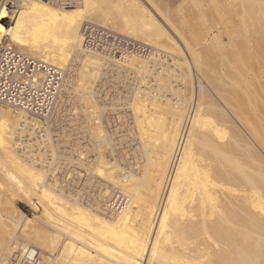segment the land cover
<instances>
[{"label":"bare ground","instance_id":"6f19581e","mask_svg":"<svg viewBox=\"0 0 264 264\" xmlns=\"http://www.w3.org/2000/svg\"><path fill=\"white\" fill-rule=\"evenodd\" d=\"M178 1L0 9L10 11L0 47L77 76L92 174L103 181L92 207L54 190L51 163L17 149L18 132L30 134L22 115L0 104V264H18L6 256L19 243L51 264H264V0ZM112 71L135 76L120 106L136 130L128 167L102 149L111 132L97 84ZM171 82L173 97H157ZM114 189L125 203L107 213L101 202Z\"/></svg>","mask_w":264,"mask_h":264},{"label":"built area","instance_id":"2783aa9c","mask_svg":"<svg viewBox=\"0 0 264 264\" xmlns=\"http://www.w3.org/2000/svg\"><path fill=\"white\" fill-rule=\"evenodd\" d=\"M47 1L65 7L74 6L79 2ZM11 6L12 0H0V9ZM76 77L74 73L65 77L62 71L38 62L31 56L5 46L0 47V104L20 113L22 118L19 126L25 127L30 133L20 136L18 132L15 139L18 151L37 159L39 157L33 154L39 153L42 163L48 164L46 169L52 165L48 170L47 183L63 196L92 207L98 199L100 184L92 175V135L88 131L91 121H87L82 114L79 96L74 91L73 83ZM154 82L155 78L150 81L151 84ZM133 83V77L129 76L127 79L108 77L97 84L98 89L101 87L104 90L97 93V99L104 103L107 109L104 116L121 115L118 120L105 119L104 125L109 132H115L112 133L115 135L112 146L117 161L124 167L132 165L128 153L132 146H137V139L132 134L131 137L128 136L127 132L133 129V125L122 116L131 111L120 110L119 106L125 103L128 98L126 90L133 86ZM115 90L122 93L116 94ZM105 91H109L108 96ZM156 95L163 98L171 97L172 93ZM121 136L127 137L124 139ZM116 190L118 189H114V192L101 202V207L107 213L118 212L125 203L124 196L115 193ZM6 259L18 264L22 259L24 264H40V261L51 264V261L42 258L36 249H28L23 243L17 244Z\"/></svg>","mask_w":264,"mask_h":264},{"label":"rangeland","instance_id":"374dc122","mask_svg":"<svg viewBox=\"0 0 264 264\" xmlns=\"http://www.w3.org/2000/svg\"><path fill=\"white\" fill-rule=\"evenodd\" d=\"M164 2L167 4V5H169V7H175L176 6V2H177V4H178V0H164ZM52 4H54V5H58L59 6V4H56V3H52ZM238 6V5H237ZM18 7H19V4H18V6H16V10L15 9H13V10H11V11H17L18 10ZM8 12H10L9 10H8ZM13 15H14V13H13ZM2 23H3V17H1L0 18V25H2ZM4 46H6V44H4ZM212 54H214V53H212ZM216 54H218L217 52H216ZM216 54H214V58L217 56ZM212 56V55H211ZM213 57V56H212ZM115 72H110V74L108 73L107 75H110L111 77H112V75L114 76L115 74H114ZM121 74V73H120ZM133 74V72L131 73V75H130V73L127 75L128 77L129 76H134V75H132ZM109 77V76H108ZM135 77V76H134ZM173 81L175 80V79H172ZM179 80H180V82H181V80H182V78L180 77L179 78ZM194 81V80H193ZM156 82V81H155ZM157 83V82H156ZM177 83V84H176ZM198 83H199V81H198ZM198 83H197V81L195 80L194 81V87L196 88V86H195V84L198 86ZM154 84L155 83H153L152 85L154 86ZM176 85H178V82H175V83H173V82H171V85H167L168 86V92H163L162 94H164V95H167V94H173L174 92L176 93V91L177 90H175L176 88H178L179 86H176ZM157 86V85H156ZM132 87V86H131ZM181 87V86H180ZM171 90H173V92H171ZM117 92V91H116ZM170 92V93H169ZM117 94V93H116ZM127 97L128 98H126V100L124 101V102H126L127 100H129V102H130V99H131V96L129 95V94H127ZM166 97V96H165ZM173 96H171L170 98H172ZM174 97H177V96H174ZM130 98V99H129ZM168 98V97H167ZM166 99V98H165ZM160 101H162V99L160 100ZM104 104V103H103ZM124 104V103H123ZM123 104H121L120 106H122ZM112 106V105H111ZM119 106V107H120ZM122 107H120L119 109L120 110H123V108L121 109ZM130 110V109H129ZM131 111V110H130ZM118 114H121V113H118ZM119 116V117H118ZM118 116H104V114H103V116H102V122L103 123H105L104 122V120L106 119V120H111V119H114V118H116L117 120L121 117V115H118ZM123 117H127L126 119L128 120V122H129V124L130 125H134L133 124V115H132V112H129L128 114H125V115H122ZM118 117V118H117ZM104 119V120H103ZM115 119V120H116ZM106 126V125H105ZM133 130V131H132ZM131 131L129 130L128 132H127V134H129L128 136L129 137H131V134L132 135H135V134H133L134 132L136 133V130L133 128ZM112 133H115V132H111V134ZM111 134H110V143H109V145L108 144H104L103 146L105 147V148H103V146H102V149H105V150H103L104 151V156L107 158V159H109L110 158V160H114L115 158H117V156H116V153H115V150H113V146H112V144H114V139H113V137H111ZM113 136H115L114 134H112ZM122 137V136H121ZM127 136H123V138L125 139ZM136 137V136H135ZM112 138V139H111ZM108 145V146H107ZM111 146V147H110ZM112 149V152H111V149ZM110 149V150H109ZM136 147H134V146H132L131 147V149L129 150V152H131V153H128V158H129V160L133 163V161H134V159L132 160V158H134V156L133 155H135L137 152H136ZM114 151V152H113ZM94 153V151H92V154ZM133 154V155H132ZM112 156V157H111ZM133 156V157H132ZM93 157H96V155H95V153L92 155V162H93V160L95 159V158H93ZM114 158V159H113ZM119 163V162H118ZM93 175V174H92ZM94 176V175H93ZM96 177V176H95ZM94 177V178H95ZM96 179H98L97 180V182L99 183V184H101L103 181H101L99 178H98V176L96 177ZM100 180V181H99ZM101 188V187H100ZM111 187H109V190H111L110 189ZM108 190V191H109ZM99 193H100V191H99ZM99 193H98V199H100V195H99ZM108 196V195H107ZM106 196H104V198H105ZM16 204H17V206L21 209V210H23V212L24 213H26V214H31V209L26 205V204H24V203H22L21 201H17L16 202ZM41 214V212H37L36 213V215H40Z\"/></svg>","mask_w":264,"mask_h":264},{"label":"snow or ice","instance_id":"6c2138e0","mask_svg":"<svg viewBox=\"0 0 264 264\" xmlns=\"http://www.w3.org/2000/svg\"><path fill=\"white\" fill-rule=\"evenodd\" d=\"M7 15H8L7 11H0V17H6ZM4 31H6L5 27L3 25H0V32H4ZM25 251L27 252L26 248H25ZM20 264H24L23 259L20 261ZM40 264H45V262L44 261H40Z\"/></svg>","mask_w":264,"mask_h":264}]
</instances>
